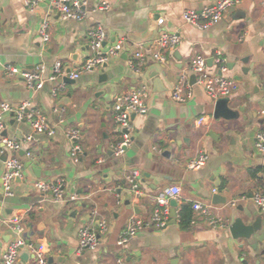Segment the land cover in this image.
Masks as SVG:
<instances>
[{
    "label": "crops",
    "instance_id": "crops-1",
    "mask_svg": "<svg viewBox=\"0 0 264 264\" xmlns=\"http://www.w3.org/2000/svg\"><path fill=\"white\" fill-rule=\"evenodd\" d=\"M83 1L84 20L63 22L47 0L38 2L33 12L24 0H0V105L29 102L57 130L47 137L28 123L16 122L12 114L4 117L0 140L31 136L32 141L18 153L23 179L14 182L10 197L3 194L2 175L12 154L6 150L0 158V260L16 237L9 222L18 218L26 241L45 246L49 264H264V211L252 201L264 192V157L255 148L256 133L264 128V0H238L234 10L205 30L186 24L182 15L219 0H112L103 12L93 10L100 0ZM43 22L47 42L40 34ZM97 24L106 33L102 51L121 42L119 55L105 67L81 73L73 83L49 81L55 62H61L66 73L85 62L87 33ZM163 32H177L179 45L159 49L155 41ZM138 50L146 60L136 73L129 62ZM157 51L165 62L152 58ZM216 53L226 62L224 75L237 85L228 97L229 108L237 113L231 121L213 119L215 102L199 86H193V96L184 104L170 98L182 76L190 84L189 65L195 56L206 58L209 71L219 73L213 62ZM6 66L22 72L41 68L44 82L38 90H29L20 75L6 73ZM141 84L147 87V112L132 117L131 144L115 156L113 147L121 134L112 103ZM67 128L80 132L82 152L75 157L63 135ZM200 152L208 155L206 164L188 170V162ZM134 171L139 198L126 180ZM36 180H63L65 194L77 196V201L54 203L40 196L32 188ZM170 186L180 190L177 211L180 204L210 205L224 226L212 228L192 212L190 227L182 230L176 213L174 223L170 219L161 229H143L126 245H118L128 219L135 215L149 222L151 198ZM215 195L225 203L213 204ZM237 218L245 224L261 218V228L249 240L233 239L228 228ZM99 219L107 222V230L99 235L98 246L77 254L80 231L91 228L97 233ZM33 261L23 248L15 264Z\"/></svg>",
    "mask_w": 264,
    "mask_h": 264
},
{
    "label": "built area",
    "instance_id": "built-area-1",
    "mask_svg": "<svg viewBox=\"0 0 264 264\" xmlns=\"http://www.w3.org/2000/svg\"><path fill=\"white\" fill-rule=\"evenodd\" d=\"M44 0H24V6L27 10L35 11L38 2ZM52 12H54L58 19L63 22H81L86 15V2L83 0H47ZM112 0H100L94 6V11L103 12L110 8ZM238 0H219L213 5L204 7L200 11H186L183 13V21L198 30H205L211 25L219 22L223 13L230 7H235ZM158 25H163L164 20L158 19ZM43 41L49 40L47 32V23L43 22L40 29ZM89 41V57L85 62L74 72H70L69 78L72 80L78 79L79 75L84 72L92 71L102 65L106 64L111 59L117 57L122 51V43L119 42L110 46L107 50L102 51V46L106 41V33L100 24L93 26L87 33ZM180 43V36L177 32H163L156 39L155 44L159 49L172 50ZM152 58L158 62H165V56L157 51L152 55ZM146 60V57L140 50L134 53L133 60H130L129 66L136 73L140 72V67ZM213 62L217 66L219 73H211L207 66L206 58L202 56H195L189 65V72L194 76L193 84H188L187 78L182 76L174 85L170 98L178 104H184L193 96V86H199L205 94L216 102L221 98H228L237 88L236 83L226 77V62L220 53H216L213 57ZM6 73L8 75H20L24 80L26 87L29 90H38L44 80L41 77V68L34 72L21 71L15 67L6 66ZM68 74L62 67L61 62L57 61L53 64L49 81H56L57 78H63ZM52 94L55 96L57 90H53ZM147 94V87L141 84L136 89L129 92L119 94L115 97L112 103L113 121L118 128L121 137L118 143L113 147L115 156H121L130 146L132 141L133 129L131 126V119L133 116H143L147 112L145 98ZM7 114H12L15 121L19 123H28L36 134L53 137L56 135V127L48 124L46 117L38 110L31 109L29 102H23L19 106L12 107L8 104L0 105V132L5 129L4 117ZM203 119H200V124ZM62 123V121L60 122ZM64 138L71 145V157L81 154L80 146V132L77 128H67L63 131ZM255 148L264 157V128L259 130L255 136ZM32 141L31 136H24L22 139H9L3 137L0 140V158L7 150L12 154L9 159L5 160V170L2 175V191L4 196H12V186L16 180L23 179L24 163L20 161L18 153L23 151L24 145ZM27 158L31 157L29 151H24ZM208 155L200 152L195 158L191 159L187 164V169L190 171L200 170L207 162ZM131 191L136 198H139L142 193L139 190L138 173L132 172L127 177ZM32 188L42 197H51L54 203H72L77 201V196L66 195L63 180L56 181H42L36 180L32 183ZM180 190L177 186H170L155 196L152 202L154 209L149 222H144L137 216L132 215L128 219L126 229L118 239V245H126L134 236L143 229H161L170 221V201L179 203ZM253 204L260 210L264 211V192L253 196ZM193 213L198 214L206 221V224L212 228H220L224 226V221L214 215L211 211V206L202 204L200 202H193L191 204ZM176 208V213H177ZM10 229L16 234V237L11 240L5 247L0 264H15L18 260L19 253L23 248H27L33 256V264H49L46 258L45 246L27 243L23 237L22 225L18 218H14L9 222ZM97 233L91 228H83L78 235L77 254H81L86 250H94L99 244V235L104 234L107 230V222L104 219L97 220Z\"/></svg>",
    "mask_w": 264,
    "mask_h": 264
},
{
    "label": "water",
    "instance_id": "water-1",
    "mask_svg": "<svg viewBox=\"0 0 264 264\" xmlns=\"http://www.w3.org/2000/svg\"><path fill=\"white\" fill-rule=\"evenodd\" d=\"M232 10H234V7H230L226 11H232ZM102 66L105 67L106 64ZM67 74H68L67 76L62 78V81L64 83H73L74 80L69 78L70 70H67ZM193 82H194V76H191L189 83L192 84ZM212 117L214 120L221 119L224 121H231L236 119L237 113L229 108L228 98H221L214 103V112ZM3 135L6 136V133H3ZM263 168H264V162H263ZM212 203L224 204L225 201L221 200L219 196L215 195L213 196ZM170 207H171L170 218L172 219V223H174L176 219V208H177L176 202L173 200L170 201ZM260 228H261V218H257L250 224H245L242 221V219L237 218L234 220V222H232L228 230L233 239L249 240L260 230ZM27 243H29V241H27ZM39 245L40 242L36 244V247H38Z\"/></svg>",
    "mask_w": 264,
    "mask_h": 264
},
{
    "label": "trees",
    "instance_id": "trees-1",
    "mask_svg": "<svg viewBox=\"0 0 264 264\" xmlns=\"http://www.w3.org/2000/svg\"><path fill=\"white\" fill-rule=\"evenodd\" d=\"M192 219L193 214L191 210V204H180L177 212V222L180 229H188L192 223Z\"/></svg>",
    "mask_w": 264,
    "mask_h": 264
}]
</instances>
